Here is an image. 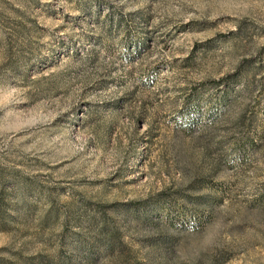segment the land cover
I'll return each mask as SVG.
<instances>
[{
    "label": "rangeland",
    "instance_id": "obj_1",
    "mask_svg": "<svg viewBox=\"0 0 264 264\" xmlns=\"http://www.w3.org/2000/svg\"><path fill=\"white\" fill-rule=\"evenodd\" d=\"M0 264H264V0H0Z\"/></svg>",
    "mask_w": 264,
    "mask_h": 264
}]
</instances>
